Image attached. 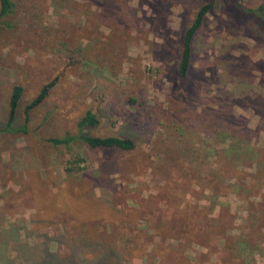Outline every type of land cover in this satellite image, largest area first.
<instances>
[{"label":"rangeland","instance_id":"1","mask_svg":"<svg viewBox=\"0 0 264 264\" xmlns=\"http://www.w3.org/2000/svg\"><path fill=\"white\" fill-rule=\"evenodd\" d=\"M209 1L183 78L184 33ZM20 2L0 24V264L71 257L96 226L124 264H264V0ZM88 110L91 133L134 149L49 141ZM87 207L93 225L76 218Z\"/></svg>","mask_w":264,"mask_h":264},{"label":"trees","instance_id":"2","mask_svg":"<svg viewBox=\"0 0 264 264\" xmlns=\"http://www.w3.org/2000/svg\"><path fill=\"white\" fill-rule=\"evenodd\" d=\"M20 0H0V24L5 22V19L18 9ZM214 2L209 1L203 4L198 12L196 13L194 19L187 27L183 40H182V50L180 61L178 65V71L181 77H187L191 66L193 58V41L198 30L201 28L207 14L212 11ZM264 10L262 6L261 11ZM237 16L245 17L248 16L244 10L237 11ZM262 17V15H261ZM56 78L47 82L43 85L40 92L26 104L24 108L25 113V125L27 126L30 121L31 111L39 106L49 95L50 90L56 84ZM24 88L22 85L16 84L13 87L12 94L9 101V112L8 119L6 124V129L11 130L17 122L18 118V109L20 106L21 99L23 97ZM132 102L136 100L134 98L130 99ZM101 123L100 118L98 117L97 112L93 110H88L86 114L78 122L79 132L78 134H66L62 137H52L49 139L55 145L69 146L75 140H81L89 145L91 148L98 147H113L121 150H132L136 146L135 140L131 137H122L119 135H96L91 133L89 130L99 126ZM25 126V127H26ZM26 129V128H25ZM95 208H84L80 213L76 212V218L78 221L86 220L88 223L93 222L97 218H94L96 214H102L100 211H94ZM95 227V226H94ZM98 228H90L86 232L88 237L86 239L80 240L78 238L76 241L71 244L70 253H61L59 250L51 252L46 250L43 256V264H70V262L63 263L62 260H71V264H78L77 260L81 258L82 264H124L126 260L124 252L120 251L118 247L112 245L109 241L106 240V243L102 244L97 234ZM92 241H91V240ZM242 245L244 242H241ZM57 256L59 259L49 258ZM139 255V253H137Z\"/></svg>","mask_w":264,"mask_h":264}]
</instances>
